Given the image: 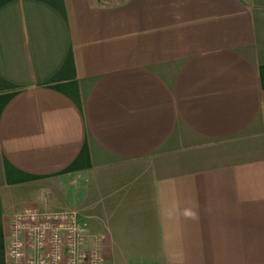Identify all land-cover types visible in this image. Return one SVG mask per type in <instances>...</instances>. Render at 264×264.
I'll use <instances>...</instances> for the list:
<instances>
[{
    "label": "crops",
    "instance_id": "1",
    "mask_svg": "<svg viewBox=\"0 0 264 264\" xmlns=\"http://www.w3.org/2000/svg\"><path fill=\"white\" fill-rule=\"evenodd\" d=\"M31 208L103 264H264V0H0V264Z\"/></svg>",
    "mask_w": 264,
    "mask_h": 264
},
{
    "label": "built area",
    "instance_id": "2",
    "mask_svg": "<svg viewBox=\"0 0 264 264\" xmlns=\"http://www.w3.org/2000/svg\"><path fill=\"white\" fill-rule=\"evenodd\" d=\"M7 264H103L69 211L24 209L8 225Z\"/></svg>",
    "mask_w": 264,
    "mask_h": 264
},
{
    "label": "rangeland",
    "instance_id": "3",
    "mask_svg": "<svg viewBox=\"0 0 264 264\" xmlns=\"http://www.w3.org/2000/svg\"><path fill=\"white\" fill-rule=\"evenodd\" d=\"M40 210V209H39ZM41 211V210H40Z\"/></svg>",
    "mask_w": 264,
    "mask_h": 264
}]
</instances>
